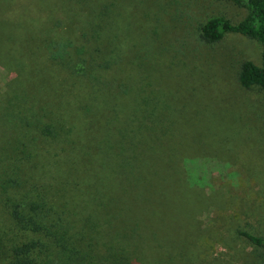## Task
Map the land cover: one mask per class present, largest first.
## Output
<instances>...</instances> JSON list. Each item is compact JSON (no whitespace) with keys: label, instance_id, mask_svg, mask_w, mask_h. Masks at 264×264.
<instances>
[{"label":"rangeland","instance_id":"rangeland-1","mask_svg":"<svg viewBox=\"0 0 264 264\" xmlns=\"http://www.w3.org/2000/svg\"><path fill=\"white\" fill-rule=\"evenodd\" d=\"M104 4L111 8L103 25L120 32L122 43L127 38L126 52L140 56L146 48L201 88L183 95L172 91L178 84L179 92L188 88L182 77L159 79L167 89L161 102L173 120L172 146L185 158L188 176L129 173L113 145L85 149L29 133L33 141L20 127L15 136L16 127L0 113L1 162L7 165L13 149L22 148L20 140L31 154L21 187L0 188V257L36 239L10 218L11 202L22 197L52 208L87 264H263L242 234L264 237V97L237 82L243 61L261 66L262 46L237 34L213 46L198 41L208 18L237 23L246 9L228 0H59L56 6L60 13L71 6L93 21ZM82 22L75 17L73 27ZM13 79L0 65V100ZM177 103L183 112L176 113Z\"/></svg>","mask_w":264,"mask_h":264},{"label":"trees","instance_id":"trees-1","mask_svg":"<svg viewBox=\"0 0 264 264\" xmlns=\"http://www.w3.org/2000/svg\"><path fill=\"white\" fill-rule=\"evenodd\" d=\"M58 1L0 0V65L14 75L11 85H17H9L11 95L0 100L4 123L16 127L15 136L20 127L26 131L22 129V135L35 134L47 142L73 143L85 149L116 146L118 158L127 160L121 167L129 173L160 177L173 171L188 176L185 158L172 146L173 120L161 102L167 89L159 79L165 80L162 76L169 73L182 77L190 83L188 88L179 92L175 89L181 86L178 84L172 91L183 95L201 88H194L193 80L183 71L152 59L146 48L140 56L126 52L130 48L127 38L123 44L120 32L103 25L111 5H102L94 20L88 21L83 12L73 7L70 11L71 6L60 13ZM228 1L243 6L245 18L232 23L224 16L210 17L198 28V41L213 46L227 35L237 34L259 43L261 66L243 61L237 82L244 90L257 88L264 97V0ZM75 17L83 21L76 28ZM124 31L123 36L128 33ZM25 83L20 91L19 86ZM183 109L176 104V113ZM19 143L22 148L13 149L7 165L0 159L2 193L22 185L21 168L27 166L25 160L31 154L22 140ZM50 212L52 208L43 200L20 197L11 202L9 217L36 239L10 246L0 264H87L84 251L66 240L63 220ZM242 235L261 253L264 264V237Z\"/></svg>","mask_w":264,"mask_h":264}]
</instances>
